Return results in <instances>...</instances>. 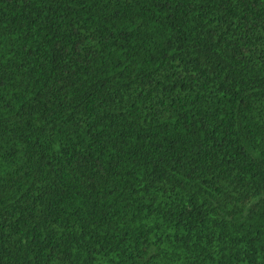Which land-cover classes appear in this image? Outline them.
Masks as SVG:
<instances>
[{"label": "trees", "instance_id": "16d2710c", "mask_svg": "<svg viewBox=\"0 0 264 264\" xmlns=\"http://www.w3.org/2000/svg\"><path fill=\"white\" fill-rule=\"evenodd\" d=\"M0 264H264V0H0Z\"/></svg>", "mask_w": 264, "mask_h": 264}]
</instances>
